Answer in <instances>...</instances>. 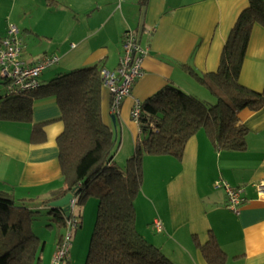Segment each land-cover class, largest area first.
Wrapping results in <instances>:
<instances>
[{
	"label": "crops",
	"instance_id": "0c3cea01",
	"mask_svg": "<svg viewBox=\"0 0 264 264\" xmlns=\"http://www.w3.org/2000/svg\"><path fill=\"white\" fill-rule=\"evenodd\" d=\"M248 1L0 0V38L13 24L19 30L20 60L26 65L57 57V64L39 77L46 83L96 64L114 71L124 34L136 36L146 55L143 76L131 96L113 114L111 94L101 90L102 120L119 145L115 162L123 166L139 138L130 115L134 103L170 85L204 94L182 67L199 74L214 72L228 33ZM239 82L253 91L264 87V29L258 25L251 30ZM59 116L52 97L34 102L32 123L0 120V192L34 210L47 209L41 203L62 186L56 146L63 131ZM239 119L249 131L244 151H217L200 131L187 142L181 160L143 158L136 228L174 264H207L197 245L211 237L226 254L225 264H264V197L258 194L264 181V110L243 111ZM45 122L44 140L37 143L31 137L32 124ZM217 181L242 190L237 211L226 208L224 190L214 188ZM154 220L161 232L153 229ZM58 241L56 236L49 242L45 264H51Z\"/></svg>",
	"mask_w": 264,
	"mask_h": 264
},
{
	"label": "trees",
	"instance_id": "16d2710c",
	"mask_svg": "<svg viewBox=\"0 0 264 264\" xmlns=\"http://www.w3.org/2000/svg\"><path fill=\"white\" fill-rule=\"evenodd\" d=\"M255 25L264 29L263 0H249L240 12L214 72L199 74L188 66L182 67L204 94L184 92L170 85L139 102L135 121L139 138L124 166L115 162L119 145L102 120L101 66L96 64L58 74L46 83L38 80L32 90L9 93L6 83H2L5 94L0 98V120L32 123L35 101L52 97L56 101L60 111L57 121L63 125L56 139L62 186L41 206L47 208L50 202L68 193H72L76 205L83 204L88 197L98 199L84 264H174L136 228L135 199L143 182V158L169 156L181 160L187 142L200 131L217 151L245 150L249 131L241 123L239 114L264 110V87L258 92L239 82ZM46 123L32 124L31 137L37 143L44 140L41 131ZM47 209L51 222L61 230L56 249L69 230L67 217L77 219L76 227L70 230L68 251L60 263L66 264L72 238L81 226L80 216L71 215L69 210L70 215L66 216L61 209ZM36 213L37 210L0 192V264L42 262L45 242L32 230V217ZM197 246L207 264L226 263V254L212 237Z\"/></svg>",
	"mask_w": 264,
	"mask_h": 264
},
{
	"label": "built area",
	"instance_id": "2783aa9c",
	"mask_svg": "<svg viewBox=\"0 0 264 264\" xmlns=\"http://www.w3.org/2000/svg\"><path fill=\"white\" fill-rule=\"evenodd\" d=\"M146 50L140 47L136 36L131 31L124 34L121 44L118 67L114 71H101L102 87L111 94V113H116L123 99L131 96V90L135 82L143 76V60ZM57 57H44L35 65H26L20 60L19 30L16 25L9 24L5 35L0 38V78L6 83L9 93L15 91L32 90L38 85L39 77L49 67L55 65ZM140 103L135 102L131 110V118L136 121L139 115ZM215 189H223L226 196V208L237 211L241 205L242 190L233 188L224 181H217ZM258 194L264 197V181L258 186ZM76 199L69 202L68 210L74 213ZM69 217V216H68ZM67 217V230L60 246L54 252L52 264H60L69 248L71 231L77 225V219ZM153 225L157 232H161L162 226L154 220Z\"/></svg>",
	"mask_w": 264,
	"mask_h": 264
},
{
	"label": "rangeland",
	"instance_id": "374dc122",
	"mask_svg": "<svg viewBox=\"0 0 264 264\" xmlns=\"http://www.w3.org/2000/svg\"><path fill=\"white\" fill-rule=\"evenodd\" d=\"M48 73H49V70L46 71L45 75H47ZM2 83L3 81L0 78V98L3 97L2 95L5 92L4 91L5 86ZM97 205H98L97 198L88 197L83 204L75 206L74 215L76 217L81 216V226L80 228L76 230L75 235L72 238L71 246H70V253H69L70 262L66 264H84L85 263L86 255L88 252L89 241L91 238L94 222L96 219ZM138 206L142 208L141 199H138ZM37 212L38 213L34 214L32 217L33 218L32 230L34 234L41 241L46 242V245L48 244L44 253H42L44 255V260L43 262L40 263V264H45L47 256H48V252H49V242L52 239H54L58 235V233L61 232V230H58V227L51 222L50 216L47 214L48 209H43V210L40 209V210H37ZM142 214L144 215L145 212L142 211ZM139 224H141V218H139ZM47 225H52L54 226V228L50 230V228H48ZM153 229H155V227Z\"/></svg>",
	"mask_w": 264,
	"mask_h": 264
},
{
	"label": "water",
	"instance_id": "95a60500",
	"mask_svg": "<svg viewBox=\"0 0 264 264\" xmlns=\"http://www.w3.org/2000/svg\"><path fill=\"white\" fill-rule=\"evenodd\" d=\"M72 198H73L72 193H68L61 199L50 202L47 208L53 207V208L61 209L66 214V216H68L69 215V212H68L69 202Z\"/></svg>",
	"mask_w": 264,
	"mask_h": 264
}]
</instances>
